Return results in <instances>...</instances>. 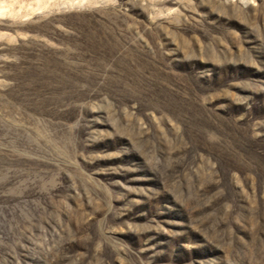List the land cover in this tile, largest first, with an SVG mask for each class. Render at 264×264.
I'll return each mask as SVG.
<instances>
[{
  "label": "rangeland",
  "instance_id": "1",
  "mask_svg": "<svg viewBox=\"0 0 264 264\" xmlns=\"http://www.w3.org/2000/svg\"><path fill=\"white\" fill-rule=\"evenodd\" d=\"M0 264H264V0H0Z\"/></svg>",
  "mask_w": 264,
  "mask_h": 264
}]
</instances>
